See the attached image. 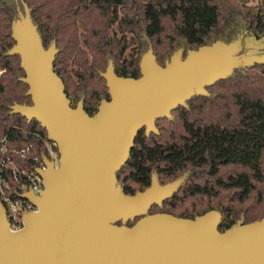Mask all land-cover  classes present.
<instances>
[{"label":"trees","instance_id":"obj_1","mask_svg":"<svg viewBox=\"0 0 264 264\" xmlns=\"http://www.w3.org/2000/svg\"><path fill=\"white\" fill-rule=\"evenodd\" d=\"M251 1L0 0V179L7 196L22 194L12 167L31 172L36 161L49 158L46 130L10 113L14 104L31 105L28 86L20 81V58L9 55L12 22L24 11L23 3L43 47L55 44L53 69L71 108L82 102L93 116L110 100L101 76L109 64L117 76L138 79L149 50L164 66L178 50L185 58L188 51L217 41L264 40V5ZM206 92L174 109L171 118L157 120V134L139 130L116 178L129 196L146 190L152 176L161 186L181 180L148 214L194 219L215 210L221 214L218 230L224 232L239 221L264 218V63L237 68Z\"/></svg>","mask_w":264,"mask_h":264},{"label":"water","instance_id":"obj_2","mask_svg":"<svg viewBox=\"0 0 264 264\" xmlns=\"http://www.w3.org/2000/svg\"><path fill=\"white\" fill-rule=\"evenodd\" d=\"M23 7L12 22L9 55L20 58V81L28 86L31 105L14 104L10 113L46 130L59 166L45 159L46 170L37 171L43 180L39 195L22 194L37 210L23 214L19 231H10L0 201V264H264V218L220 232L221 214L215 210L194 219L148 214L181 180L161 186L152 176L146 190L129 196L116 178L139 130L157 134L156 121L171 118L193 96L207 95V87L237 68L263 64V39L217 41L188 51L185 58L178 50L164 66L149 50L138 79L117 76L109 64L101 76L110 100L89 116L82 102L71 108L53 69L55 44L43 47Z\"/></svg>","mask_w":264,"mask_h":264},{"label":"built area","instance_id":"obj_3","mask_svg":"<svg viewBox=\"0 0 264 264\" xmlns=\"http://www.w3.org/2000/svg\"><path fill=\"white\" fill-rule=\"evenodd\" d=\"M3 142L4 140H1V144H3ZM49 142L44 143L49 154L48 159L53 162L54 167H58L59 155L58 152L52 149L53 146L56 145L50 142L52 143V146ZM2 150L4 151L3 146ZM36 165V169L31 172L19 171L15 167H12L10 169L11 176L13 180L19 185L18 188L22 190V194L31 191L33 195H39L40 191L43 188L42 177L38 174L37 171H45L46 167L44 162L36 161ZM3 187L5 188V190ZM6 190H8V186L6 185V183H4V186L1 185L0 179V195L3 200L2 204L6 211V221L8 223L10 231L17 232L23 227V214L34 212L37 209L31 202L23 198L22 194L20 199H11L9 196H7Z\"/></svg>","mask_w":264,"mask_h":264},{"label":"rangeland","instance_id":"obj_4","mask_svg":"<svg viewBox=\"0 0 264 264\" xmlns=\"http://www.w3.org/2000/svg\"><path fill=\"white\" fill-rule=\"evenodd\" d=\"M264 5V0H252L249 5H252V6H257V5ZM264 43V40L262 42V44ZM250 44L254 45L255 47L258 46L255 41L251 42L250 41ZM256 49V48H255ZM245 52V49H243L242 51H240V54H243ZM165 201V200H164Z\"/></svg>","mask_w":264,"mask_h":264},{"label":"flooded vegetation","instance_id":"obj_5","mask_svg":"<svg viewBox=\"0 0 264 264\" xmlns=\"http://www.w3.org/2000/svg\"><path fill=\"white\" fill-rule=\"evenodd\" d=\"M258 40H260V39H258ZM151 180H152V178H151Z\"/></svg>","mask_w":264,"mask_h":264}]
</instances>
